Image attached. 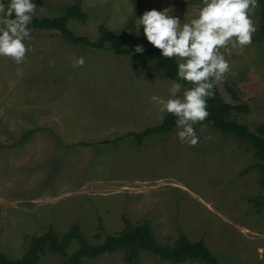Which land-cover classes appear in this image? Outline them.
<instances>
[{"label": "rangeland", "instance_id": "rangeland-1", "mask_svg": "<svg viewBox=\"0 0 264 264\" xmlns=\"http://www.w3.org/2000/svg\"><path fill=\"white\" fill-rule=\"evenodd\" d=\"M77 1L34 0L33 18L60 17ZM81 1L85 18L68 22L76 36L96 42L105 25L124 37L126 47L142 44L145 51L153 46L142 26L136 32L143 12L167 9L184 22L201 4ZM261 12L258 0L252 43L224 53L232 72L223 82L249 107L234 111L233 118L264 137ZM31 36L27 43L32 51L21 65L0 57L1 251L21 258L31 237L51 227L61 234L79 223L96 244L123 230L125 219L132 224L149 220L162 243L173 244L185 233L193 241L204 239L221 264H264V206L258 209L251 202L264 196V187L247 141L198 122L193 125L199 138L194 146L181 142L177 129L139 143L132 133L159 125L167 115L151 97L167 98L173 79L155 60L73 45L57 30L32 29ZM80 56L84 66L73 67ZM248 166L254 168L242 175ZM98 233L101 239L95 237ZM77 249L74 242L68 252ZM123 256L121 251L106 253L86 264H126ZM40 264L67 262L48 253ZM136 264L168 263L143 251Z\"/></svg>", "mask_w": 264, "mask_h": 264}, {"label": "clouds", "instance_id": "clouds-1", "mask_svg": "<svg viewBox=\"0 0 264 264\" xmlns=\"http://www.w3.org/2000/svg\"><path fill=\"white\" fill-rule=\"evenodd\" d=\"M258 0H201L192 18L173 15L167 9L155 8L136 19L147 42L158 49L160 56L176 61V79L168 88V97L153 95L152 102L161 113L174 116L177 137L191 146L198 143L193 125L208 117L207 99L214 86L231 73L230 62L224 53L243 50L252 43L256 31L252 13ZM34 0H0V57L21 65L32 51L30 25L36 12ZM223 50V51H222ZM145 51L142 44L136 53ZM83 56L76 57L73 67H83ZM18 75H23L17 69ZM234 74V73H233ZM182 82L190 86L185 88ZM163 118V117H162Z\"/></svg>", "mask_w": 264, "mask_h": 264}, {"label": "trees", "instance_id": "trees-1", "mask_svg": "<svg viewBox=\"0 0 264 264\" xmlns=\"http://www.w3.org/2000/svg\"><path fill=\"white\" fill-rule=\"evenodd\" d=\"M7 0L4 3L7 4ZM262 3V18L260 34L264 36V0ZM82 1L78 0L72 6L64 9L60 17H41L33 18L30 25L31 29L37 30H57L62 37L73 45L87 46L95 49L109 48L119 55H125L132 58H144L155 60L165 71L170 79L176 77L175 59H167L160 56L156 48H150L143 53H136L135 49L125 46L124 37L121 34L110 30L105 25L100 27V37L96 42L91 41L86 36H76L68 27L71 18L76 17L83 20L85 14L82 12ZM184 87L190 86L187 82H182ZM208 117L204 123L218 129L225 135H234L237 138L247 141V149L252 152L255 159L259 162L258 167L261 171V184L264 187V137L252 131L247 125L240 123L233 118V112H247L248 105L233 107L227 105L216 90L213 89V95L207 99ZM175 117L167 114L162 122L154 127L147 128L141 133H132L134 138L141 143L142 140L152 134L165 135L176 129ZM254 166H248L241 174L249 173ZM255 208L264 206V196L251 198ZM126 225L123 230L107 235L103 241L92 244L87 235L81 229L79 223H75L70 228L58 233L53 227L44 234L33 236L30 239V245L21 258L12 259L5 252L0 250V264H40L42 258L48 253L60 254L66 259L67 264H86L89 259H95L106 253L116 252L124 253L126 264H136L143 251L151 252L158 256L161 261L168 264H183L190 260H199L203 264H221L219 259L213 254L204 239L193 241L185 233L174 241L173 244L160 242L149 220L142 223L132 224L125 219ZM101 229V226H100ZM101 239V233L95 235ZM76 242L78 249L69 254L68 250Z\"/></svg>", "mask_w": 264, "mask_h": 264}, {"label": "water", "instance_id": "water-1", "mask_svg": "<svg viewBox=\"0 0 264 264\" xmlns=\"http://www.w3.org/2000/svg\"><path fill=\"white\" fill-rule=\"evenodd\" d=\"M215 86L218 94L227 105L233 107L245 105V102L234 96V94L230 91V89L227 87V85L224 82H220Z\"/></svg>", "mask_w": 264, "mask_h": 264}]
</instances>
